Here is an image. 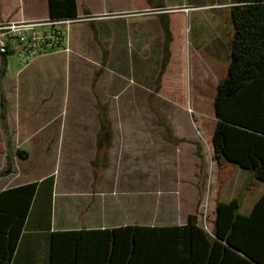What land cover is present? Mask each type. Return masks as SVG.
Here are the masks:
<instances>
[{
  "label": "rangeland",
  "instance_id": "374dc122",
  "mask_svg": "<svg viewBox=\"0 0 264 264\" xmlns=\"http://www.w3.org/2000/svg\"><path fill=\"white\" fill-rule=\"evenodd\" d=\"M236 1L96 0V14L82 11L71 27V51L44 54L29 64L9 56L3 87L14 121L7 129L0 120V172L8 167L9 128L15 133L19 125L29 127L21 137L13 135V169L3 179L14 177L9 185L34 178L28 169L45 146L39 169L54 170L58 144L87 140L89 124L98 123L99 96L109 106L113 139L136 142L139 173L163 178L156 186L169 188L170 198L184 196L183 210L172 219L164 213L169 219L164 221L181 223L182 215L186 221L187 212L199 210L200 223L209 230L216 203L236 195L243 200L240 212H249L264 182L237 163L219 164L211 147L217 123L213 98L229 62V6ZM101 43L109 51L106 63ZM18 147L34 151L21 158L14 153ZM22 168L29 175H16Z\"/></svg>",
  "mask_w": 264,
  "mask_h": 264
},
{
  "label": "trees",
  "instance_id": "16d2710c",
  "mask_svg": "<svg viewBox=\"0 0 264 264\" xmlns=\"http://www.w3.org/2000/svg\"><path fill=\"white\" fill-rule=\"evenodd\" d=\"M49 7V19L81 17L77 0H49ZM229 8L231 49L226 72L213 98L212 109L217 123L211 147L219 164L222 159L237 163L264 182V0H237ZM94 31L96 37V28ZM101 44L106 63L109 51ZM0 56V120L8 129L3 84L11 53L0 52ZM96 105L99 138L111 146L114 130L108 103L97 96ZM166 127L172 136L171 125L166 124ZM8 146V167L0 172V178L13 169L11 139ZM28 152L19 147L14 153L27 158ZM46 183L52 187L54 178L48 176L42 182L31 181L0 191V264H10L30 205L40 185ZM242 201L240 195L228 201L219 200L211 231L200 223L199 210L190 213L187 223L183 224H130L118 228L56 231L53 232L52 264L62 259L63 255L57 254V250L62 253L65 249L58 236L68 234L80 235L83 246L89 237L90 241L94 239L92 234H97L103 247L96 257L85 249L81 261L79 255L73 254L71 264H264V193L249 213L240 212Z\"/></svg>",
  "mask_w": 264,
  "mask_h": 264
},
{
  "label": "crops",
  "instance_id": "0c3cea01",
  "mask_svg": "<svg viewBox=\"0 0 264 264\" xmlns=\"http://www.w3.org/2000/svg\"><path fill=\"white\" fill-rule=\"evenodd\" d=\"M77 5L80 16L85 11H88V14L92 11L96 14V0H77ZM49 15V0H0L2 23L12 20H42ZM25 111L23 115L29 120L32 114L27 112V109ZM11 115L13 114L8 112L7 107V117L11 121L7 118L8 127L14 121ZM20 116L22 117V114ZM21 122L22 120L20 124ZM28 127L29 123L24 126L19 125L15 133L9 128L11 139L14 140L13 135L17 137L24 135ZM99 127V123L89 124L87 140L71 139L68 145L64 143L62 147L58 144L54 170L46 172L42 171V168L39 169L43 157L48 153V147L45 146L40 149V154L43 155L37 158L40 161L28 169L29 172L36 173L34 178L9 185L14 177L6 180L3 179L7 176L5 175L0 178V191L31 181L42 182L48 176L54 178L52 187L46 183L38 188L10 264H52L53 232L56 231L118 228L130 224L154 226L187 223L188 215L194 211L186 213V221L185 214L182 215L181 223L164 221L169 219L161 217L167 213L170 219L175 218L178 208L181 207L180 210H183L185 199L182 193H179V197L175 194L177 199L170 198L167 193L169 188L163 185L156 186V183L164 182L163 178L139 173L142 154L136 150L134 145L136 142L113 139L109 146L107 141L99 138ZM29 138L31 140V137ZM20 141L21 139H17V142ZM36 143L41 144L43 141ZM24 149L29 151L28 157L34 151L33 148ZM16 175L29 174L27 169L22 168ZM261 186L259 194L264 192V185ZM257 200V198L253 200L252 208ZM146 213L151 215L152 219L147 217ZM154 218L156 221H153ZM159 220L163 221L159 222ZM211 229L206 230L211 231ZM92 236L94 239L90 241L89 237L84 246L80 235L58 236L65 249L62 253L57 250V254L63 256L62 259L56 260V264H71L70 256L73 254L79 255L77 257L81 261L82 253H86V250L95 257L100 254L103 251L101 238L97 234ZM76 238H79L78 241L74 240Z\"/></svg>",
  "mask_w": 264,
  "mask_h": 264
},
{
  "label": "built area",
  "instance_id": "2783aa9c",
  "mask_svg": "<svg viewBox=\"0 0 264 264\" xmlns=\"http://www.w3.org/2000/svg\"><path fill=\"white\" fill-rule=\"evenodd\" d=\"M80 19L0 22V52L16 54L21 62L29 64L35 57L44 54L71 51L70 30Z\"/></svg>",
  "mask_w": 264,
  "mask_h": 264
}]
</instances>
